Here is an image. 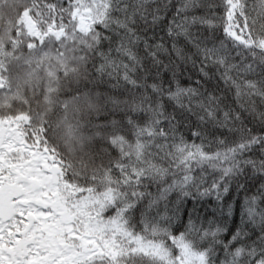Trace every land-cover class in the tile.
I'll list each match as a JSON object with an SVG mask.
<instances>
[{"label": "snow or ice", "instance_id": "snow-or-ice-1", "mask_svg": "<svg viewBox=\"0 0 264 264\" xmlns=\"http://www.w3.org/2000/svg\"><path fill=\"white\" fill-rule=\"evenodd\" d=\"M0 264H264V0H0Z\"/></svg>", "mask_w": 264, "mask_h": 264}]
</instances>
